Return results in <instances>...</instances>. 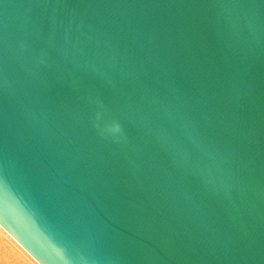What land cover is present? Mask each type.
<instances>
[{
	"label": "water",
	"instance_id": "obj_1",
	"mask_svg": "<svg viewBox=\"0 0 264 264\" xmlns=\"http://www.w3.org/2000/svg\"><path fill=\"white\" fill-rule=\"evenodd\" d=\"M0 226L38 264H264V0H0Z\"/></svg>",
	"mask_w": 264,
	"mask_h": 264
},
{
	"label": "bare ground",
	"instance_id": "obj_2",
	"mask_svg": "<svg viewBox=\"0 0 264 264\" xmlns=\"http://www.w3.org/2000/svg\"><path fill=\"white\" fill-rule=\"evenodd\" d=\"M0 264L38 263L0 226Z\"/></svg>",
	"mask_w": 264,
	"mask_h": 264
}]
</instances>
